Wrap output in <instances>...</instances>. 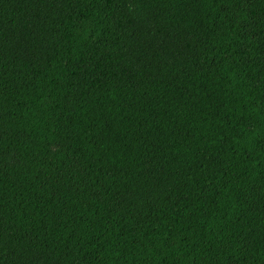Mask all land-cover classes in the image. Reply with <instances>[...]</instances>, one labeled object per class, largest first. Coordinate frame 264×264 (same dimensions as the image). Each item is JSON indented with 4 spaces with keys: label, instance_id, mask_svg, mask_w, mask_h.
Wrapping results in <instances>:
<instances>
[{
    "label": "trees",
    "instance_id": "trees-1",
    "mask_svg": "<svg viewBox=\"0 0 264 264\" xmlns=\"http://www.w3.org/2000/svg\"><path fill=\"white\" fill-rule=\"evenodd\" d=\"M0 264H264V0H0Z\"/></svg>",
    "mask_w": 264,
    "mask_h": 264
}]
</instances>
